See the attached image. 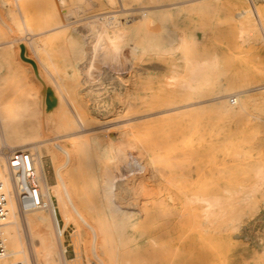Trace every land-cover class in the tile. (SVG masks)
I'll return each mask as SVG.
<instances>
[{
	"label": "rangeland",
	"instance_id": "374dc122",
	"mask_svg": "<svg viewBox=\"0 0 264 264\" xmlns=\"http://www.w3.org/2000/svg\"><path fill=\"white\" fill-rule=\"evenodd\" d=\"M210 1L165 0L163 4H152L151 0H128L127 5L120 1L112 5L100 0H87L85 4L88 2L92 7L85 5L88 9L81 10L78 16L67 10L60 13V23L64 29L57 32L45 31L49 27H44L40 22L42 11L32 9L26 13L27 17H21L22 13L18 11L19 20L30 19L32 30L39 33H30L28 29L25 40H16L19 32L9 28L10 34L7 33V36H10L5 39L6 42H0V77L10 99L42 94L38 93L39 90L48 83L46 79L51 78L49 74L45 76L43 67L39 68L38 58L42 54L49 57L43 44L35 39L39 41L38 50L35 51L31 42L34 38H41L43 43L45 40L51 43L48 49L50 56L59 66L60 74L66 76L67 91L64 89L60 94L65 93L68 97L71 92L70 98L77 99L96 123L91 124L96 127L83 132V137L101 133L116 137L124 128L133 132L131 141L135 145L130 150L132 159L120 156L119 164L106 173L105 179L108 188H115V191L126 195L127 200L119 204L120 210L129 213L137 226L130 227L128 234L121 239L116 234L114 244H110L113 249L106 246L104 241L103 244L99 241V246L94 243V257L83 242V264H96L95 257L103 258V263L112 257V264H264L263 195L258 196L257 210L243 215L238 229H207L201 225L203 209L208 203L214 204L220 200L219 195L215 197L216 194L222 197L223 192L227 194L233 187L253 192L260 181L256 171L262 170L264 174V122L253 114L230 117L214 110H204V107L212 106V102L206 104L205 99L192 98L193 92L189 88L192 68L211 53L221 57L232 39L231 34H225V24H215L217 17L225 18L228 8L220 9L219 15H215L206 7ZM4 2L0 0L1 23L8 21ZM150 4V8H147ZM148 9L162 11V18L165 11H169L175 16L173 22H176L166 24L152 17L147 21L148 33L165 36L170 32H175V35L193 34L197 43H189L187 51H184V45L178 44L172 54L165 56L153 51L145 60L133 59L128 48L120 49L112 57L103 56L100 51L88 62L86 57L81 59L82 62L73 60L75 51L59 44L63 34L70 31L66 29L69 25L77 24L85 28L103 16H99V12L110 11V14H118L126 21ZM178 9L187 13L185 19L176 14ZM57 34L59 36L53 40L52 37ZM55 43L59 46L53 45ZM4 44L8 47H4ZM13 47L21 48L15 52ZM250 58L251 54H244L247 71L256 74L254 76L241 77L237 73V63L228 65L229 73L225 81L235 84L234 92L225 96L229 101L231 97L239 95L247 98L259 92V89L251 91L252 87L263 85V82L255 83L263 79L258 76L259 62H251ZM71 63L79 64L80 72L66 74L71 73ZM129 92L132 95L128 97ZM194 101V105H188ZM104 128L111 129L104 131ZM69 140L62 139L55 144L61 148ZM89 152L92 156L94 150L90 149ZM63 153L58 158L61 165L67 164L65 168L72 165L73 169V164H76L81 183H84V176L88 177L92 170L91 161L88 164L89 155L85 153L80 167L73 154L67 153L69 157ZM45 166L49 181L55 183L57 175L51 157L45 158ZM71 167L64 169L67 172H64L67 175L65 179L69 178ZM112 184L115 187L112 188ZM130 190L132 193L128 195ZM190 195L196 197V200L193 198L196 205L191 204L193 200ZM59 217L63 224L60 213ZM74 230L71 224L65 232L70 258L77 254L72 236Z\"/></svg>",
	"mask_w": 264,
	"mask_h": 264
},
{
	"label": "bare ground",
	"instance_id": "6f19581e",
	"mask_svg": "<svg viewBox=\"0 0 264 264\" xmlns=\"http://www.w3.org/2000/svg\"><path fill=\"white\" fill-rule=\"evenodd\" d=\"M86 1L5 0L4 5L7 6L6 12L8 14L6 20L8 21L7 23H5V20L2 23L0 21V42L10 36H7V33L10 34L9 28L12 31L16 30V33L19 32L18 36H16L18 38H15L16 40L26 38L24 36L28 29L30 33L35 31L30 26V19L19 20L20 17L18 16L20 15H17L19 13L23 14H21V17H27L25 16L26 13L32 9H35V11L39 10L40 13L42 11L40 22L44 24V27H49L46 30L43 29V31L57 32L61 31L63 27V24L60 23V13L67 10L71 11V14L78 16L82 13L81 10L85 11L88 9L85 8ZM118 1L127 5L128 0H100L101 3L112 5ZM137 1L143 2V0ZM151 2L152 4H163L165 0H151ZM152 4L147 6V8H150ZM90 5L87 2L86 7H92ZM206 5L208 11L213 12L215 15H219L220 9L228 8L229 12L225 18L220 19L217 17L215 24L216 26L225 24V34H231L232 39L231 42H228L229 46L221 57L211 53L208 57L201 58L203 62L192 68L189 85L190 90L193 92L192 98L201 99V101L205 99L207 100H204L206 104L211 101L212 106H206L203 108L204 110H214L230 117L253 114L264 122V0H211ZM109 12H99V16L100 14L103 16L97 22H91L85 28L76 26L77 24L69 25L66 28L67 31L68 29L70 31H64L66 34H63L64 37L59 44L75 51V59L73 60L78 62L86 57L88 62L100 51L103 56L112 57L122 48H128L133 59L145 60L147 55L153 51L165 56L166 54H172L177 49L178 44L184 45L183 49L187 51L189 50V43H197V39L193 34L175 35V32H170L165 36L161 33L147 32V21L152 17L157 18L162 23L172 22L176 24V22H173L175 16L169 11H165L164 18H162V11L155 12L153 9H148L146 12L143 11L141 15L139 14L140 16L132 17L126 21H123L118 14H110ZM144 13L146 16H144ZM176 14L181 15L182 19H185L187 15L181 9H178ZM36 33L38 34L39 31ZM58 36L57 34L52 39L56 40ZM35 39H38L41 45L43 44L42 47L45 49L46 55L49 56L46 58L42 54V57L38 56V59L41 65L39 68L43 67L45 76L49 74L51 77L48 76L50 79L47 77L50 82L46 79L50 84L42 85L38 92L42 94L35 96L27 94L19 99H10L4 89V82L0 77V140H3L12 150L25 149L31 154L35 166L36 181L40 186L44 205L30 211H21L17 201L10 197L9 212L2 225V233L6 239L7 254L5 257L0 258V264L15 262L21 264H83L81 259L83 256L81 244L83 242L86 243L87 248L94 257V243L99 246V241L101 243L104 241L106 246L109 245L112 248L110 244L115 241L116 234L121 239L125 234H128L130 227L137 226V222L132 221V216L129 213L120 210L119 204L127 200L126 195L115 191L113 184V189L108 188L107 180L105 179L106 173L115 164H119L118 159L120 156L132 159L130 150L135 145L131 141L133 132L124 128L116 137L111 135L109 137L102 133L91 134L87 138L86 136L83 137V132L96 127L91 125L96 123L91 114L77 99L74 97L70 98L71 92L70 94L67 92L69 98L65 96V93L63 95L60 94L67 87H65L66 76L60 74L59 66L54 63L52 56H50L48 49L51 43L48 40L43 43L41 38H34L31 42L35 51L38 50L39 45L37 43L39 41ZM227 40H230V38H227ZM53 45L58 44L55 43ZM6 46L4 44V47ZM13 48L16 52L20 51L21 47ZM246 53L251 54V62L255 60L259 62L258 76L263 79L256 80L255 83L263 82V85L252 87L251 91L259 89V92H254L247 98H241L240 95L236 97V105H234L225 96L234 92L235 84L234 82L231 84L227 83L225 76L229 73V63H237V73L241 77L256 75L247 71L248 68L244 59V54ZM78 65L71 63V73L67 72L66 74L70 75L73 72H80ZM38 82L40 83L41 81ZM65 91L67 90L65 89ZM45 94L47 95L45 96ZM131 95L132 93L128 97ZM195 103L194 101L188 105L192 106ZM110 129L107 128L105 130L104 128V131H109ZM62 139H70V142L58 148L55 143ZM90 149L94 150L92 156L89 155ZM61 152H64L63 154H73L76 157V161L79 162V166L82 165L85 153L89 155L88 164L91 161L92 167L90 169L92 170L88 177L84 176L86 178L84 183H81L82 180H80L77 172L79 167L76 170V164H73V169L72 165H69L71 167V172L69 170L70 176L65 179L67 172L64 169L67 170L69 167L65 168L67 166L65 163L61 165V159H58ZM46 157H51L57 175L55 183H51L47 176ZM72 159L70 158L71 162H73ZM0 171L3 175L7 192L12 194L10 178L7 176L8 167L3 158L0 159ZM80 171L81 173L84 172L83 169ZM64 172H66L65 175ZM256 173L260 181L255 191L251 192L242 187V189L233 187L227 194L223 192L224 195L222 194V197H220L221 194H216L215 197L219 195L220 200L214 204L208 203V200L213 201L209 198L206 201L208 206L204 209L201 208L204 212L201 215V225L207 229L214 227H222L224 230L228 228L238 229L244 217L243 215L256 211L258 208V196L260 194L264 196L263 171L257 170ZM85 174L87 175V173ZM131 193L130 190L127 194L131 195ZM190 198L193 201L194 199L196 200V197H191V195ZM212 199L216 200L214 197ZM193 201H191V204H195V201L194 203ZM200 203L202 204V200ZM198 210L201 212L200 209ZM59 213L64 221L63 224L60 222ZM71 224L75 227L72 236H74L73 243L76 244L77 253L76 257L73 258L68 257V248L65 244V232ZM95 258H97L96 264L113 263L112 257L108 258L104 263L103 258Z\"/></svg>",
	"mask_w": 264,
	"mask_h": 264
},
{
	"label": "built area",
	"instance_id": "2783aa9c",
	"mask_svg": "<svg viewBox=\"0 0 264 264\" xmlns=\"http://www.w3.org/2000/svg\"><path fill=\"white\" fill-rule=\"evenodd\" d=\"M231 102L236 103L235 97ZM6 161L7 176L10 178L12 194H9L0 171V258L7 254L6 239L2 233V225L9 212L10 197H13L21 211H30L44 205L40 186L36 181L35 166L31 154L25 149L9 148L0 140V159ZM8 264H21L19 262Z\"/></svg>",
	"mask_w": 264,
	"mask_h": 264
},
{
	"label": "crops",
	"instance_id": "0c3cea01",
	"mask_svg": "<svg viewBox=\"0 0 264 264\" xmlns=\"http://www.w3.org/2000/svg\"><path fill=\"white\" fill-rule=\"evenodd\" d=\"M47 172V171H46ZM47 176H48V174H47Z\"/></svg>",
	"mask_w": 264,
	"mask_h": 264
}]
</instances>
